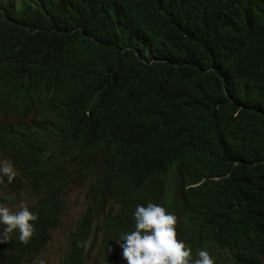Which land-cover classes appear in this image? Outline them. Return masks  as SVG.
Returning a JSON list of instances; mask_svg holds the SVG:
<instances>
[{
	"label": "trees",
	"instance_id": "obj_1",
	"mask_svg": "<svg viewBox=\"0 0 264 264\" xmlns=\"http://www.w3.org/2000/svg\"><path fill=\"white\" fill-rule=\"evenodd\" d=\"M36 4L49 16L34 12L25 25L16 1L0 0V67L46 71L40 104L63 129L45 145L82 152L83 139L91 153L140 145L136 175L92 154L89 168L120 185L142 183L169 208L198 202L200 226L223 222L232 197L251 201L248 217L264 225V0ZM73 114L78 132L98 138L69 130Z\"/></svg>",
	"mask_w": 264,
	"mask_h": 264
},
{
	"label": "clouds",
	"instance_id": "obj_2",
	"mask_svg": "<svg viewBox=\"0 0 264 264\" xmlns=\"http://www.w3.org/2000/svg\"><path fill=\"white\" fill-rule=\"evenodd\" d=\"M15 1L18 20L25 25L34 12L45 16L48 11L36 2L49 5V0ZM45 73L0 67V81L10 83L0 86V263L32 264L51 250L59 264H264V225L261 218L254 222L248 217L247 211L254 210L251 201L232 197L223 222L200 226L197 221L204 217L198 202L169 208L142 183L120 185L99 171V165L89 168L92 154L105 166L125 163L124 173L136 175L143 165L134 158L140 145L99 146L93 153L83 139L82 152H69L57 142L45 145L44 137H58L63 129L61 120L40 104L37 82ZM105 103L115 105L113 99ZM64 121L80 137L98 138L78 132L76 114ZM74 189L85 198V205L76 207L77 218L68 208ZM121 190L132 193L121 200ZM23 196L33 200L14 212L3 205L20 202Z\"/></svg>",
	"mask_w": 264,
	"mask_h": 264
},
{
	"label": "rangeland",
	"instance_id": "obj_3",
	"mask_svg": "<svg viewBox=\"0 0 264 264\" xmlns=\"http://www.w3.org/2000/svg\"><path fill=\"white\" fill-rule=\"evenodd\" d=\"M2 160H3V158L0 156V161H2ZM22 186L25 187V181H22ZM79 191H80L79 189H74L73 191L70 192V194L68 196V198H69L68 208H71V213H72L73 217H75V218L78 217L77 216L78 212H77L76 207L79 205H85L84 195H83V193H80ZM82 192H83V190H82ZM22 198L23 199L20 202H15V203L11 202V204H3V205L7 206L9 208L10 212H14L19 208V206L21 204H26V203L28 204L33 200V198L28 197V196H23ZM72 215L69 216L68 219L70 217H72ZM60 233H62V232H60ZM55 243H56V241L49 244V246L52 247L55 245ZM0 264H3V263H0ZM32 264H59V257L53 251L47 250V253L42 255L38 260H36Z\"/></svg>",
	"mask_w": 264,
	"mask_h": 264
}]
</instances>
